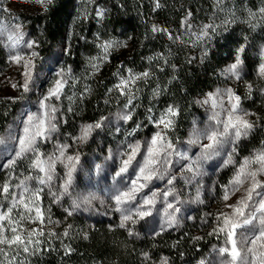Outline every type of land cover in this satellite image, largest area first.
<instances>
[{"label":"rangeland","instance_id":"374dc122","mask_svg":"<svg viewBox=\"0 0 264 264\" xmlns=\"http://www.w3.org/2000/svg\"><path fill=\"white\" fill-rule=\"evenodd\" d=\"M105 1L77 0L78 15L83 17V20H86L85 22L90 21L96 25L97 29L89 38L83 40L77 49L78 51L75 50L76 55L74 52L70 53V37H68L62 51H59L60 54L56 52L52 56L42 57L38 50V43L32 36V30L30 33L28 28L31 17L44 13L51 0H45L44 3H41L40 0H0V110L2 108L4 110L9 107H17L5 130H0V138L5 139V143L0 144V164H3L12 155L17 143L14 139H8L9 134L11 133L12 136L22 134L23 125L20 123L21 120L26 119L29 113H40L39 100L48 93L50 88L54 87L55 81L58 79L65 80L60 99L57 100L53 97L49 103L58 109L59 132L54 134L53 140L47 143L39 142V150L45 156L51 154L55 150L56 142L59 141L71 145L66 154L76 155L78 153L80 155V163L73 174L72 188L69 195H60L62 193L60 184L63 182L67 171L63 164H56L51 185H39L34 179L27 181L30 189H42L39 193L40 199L34 202L43 213V223L36 217L34 209L31 212L32 220L25 219L21 221L25 237H27L28 231L32 229L43 232V235L32 234V239H39L40 244L28 245L29 251L32 252L44 245L53 248V238H49L50 233L53 231L59 234L57 244L62 246L67 242L76 240V238L88 239L94 231L106 228L110 234L123 231L128 239H163L165 243H170V246L175 241L191 243L197 238L204 239V246L201 252L197 254L198 256L189 257L182 264H221L223 258L218 255L216 249L225 246L224 235L217 236L215 234L210 235V233L216 227L217 215L231 213L232 209L227 205H235L244 196L247 184L241 187L239 191L233 190L229 184L237 167L245 158L251 157L256 152L264 149V108L259 106L260 103L264 102V82L263 87H260L261 96L257 99L256 107L252 106V109H248L242 104L243 92H240L242 91L241 80L245 74L244 67L242 65L240 67L239 78L228 76L223 71L220 74V85L213 87L198 98L197 110L182 114L180 113L181 107L179 104L169 98L164 89H162V93L160 90L156 92V88H151L153 83L157 82V79L150 77L145 84L146 89L142 93L136 88L135 84H130L132 91L135 93V99H133L132 105L129 106L133 108L132 120L125 123L123 120L118 119L125 112L128 97L121 95V98H115L112 95L114 101L107 108L109 113L97 120L103 119V126L100 129H95L87 142L73 143L72 137L80 134L82 125L97 122L85 121L83 110V102L90 93L92 79H94L100 68L108 62L112 54L119 53L127 46V39L106 37L100 31L99 27L105 16ZM209 3L223 9L220 15L223 20L225 19L224 21H227L226 23L237 20L247 21L249 25H264V15L259 11L260 8L264 7V0H210ZM98 10L103 12L102 16L97 14ZM250 12L255 13V16H250ZM188 22L191 28L185 26V24L183 25V30L189 35L188 37L196 43L197 47L206 45L205 42L208 36L197 40V36L201 34L204 26L196 20ZM17 27L23 33L25 41H35L33 48H27L21 44L20 47L12 49V42L8 40V36L10 34L15 35ZM213 28H215V31L209 29V35L212 33L215 37L220 36V29L217 26ZM173 32L176 33L177 30L174 29ZM106 42H119V46L108 49L106 55L101 47ZM32 52H36L37 55L32 57ZM262 52H264V43L260 47L258 73L261 63H264ZM17 53L24 56L25 60L31 59L36 66V70L28 83L29 90L27 92L23 88L25 82L24 61L16 63L10 59L12 55ZM234 62L235 59L229 65ZM94 64L98 65V68H94ZM61 72H63V76L58 75ZM260 76L264 81V76ZM13 85L16 87H13ZM228 88H231L235 95L241 98L240 109L251 113L245 118L254 124V128L249 135L238 142L236 152L232 153L234 163L226 167L222 166L227 154L231 152V145H227L221 156L215 157L204 164V174L195 177L191 182L185 179V176H191V174L182 173L179 170V165H177L175 169L177 180L173 186L166 184V178L165 180H154L149 188L145 189V192L150 190L159 192L166 187H174V192L169 200H172L174 204H176V200H173V196L179 200L176 206L180 208V211L175 213L178 222L174 226L165 227V230L161 231V225L164 224L165 220L166 202L160 197L151 216L143 219L135 218V224L132 221H127L125 227H120L121 213L115 210L117 206L112 197L118 188L124 186L128 176L125 174L124 177H117L116 180H113V176L120 166L119 157L115 155L118 150L128 142L140 141L143 143L146 139H149L157 131V128L148 123V117L159 118L168 106L174 105L179 114L173 117L175 128L168 132V136L176 142L177 147L190 150V155L198 154V145L187 143L193 128L195 127L201 131L205 130L210 123L209 117L213 111L220 112V118L225 119L231 107L227 95L215 96L218 104L216 109H213L211 101L208 104H202L201 102L206 100L209 94L223 93ZM70 108L71 111H69ZM149 108L152 109L151 112L148 111ZM136 124H142V129L134 135L128 136V133ZM258 130H261L262 138L260 139L262 141L255 147L250 140V136ZM207 142V140L201 141V143ZM110 156L114 158L110 159ZM96 165L101 166L99 170ZM253 167H256V165H253ZM0 174V185L8 182L12 185L11 191L16 193L21 190L16 186L20 184L25 176L40 175L30 169V159L19 160L12 169L0 167ZM259 178L264 180V176ZM226 187L229 191L227 201L223 199ZM53 192L60 196L58 202L55 201L52 195ZM83 196H90V203L81 204L79 208L74 209L73 200ZM11 203L10 196L5 198L0 195V211H5L8 207H11ZM122 207H128V205ZM23 211V205H21L13 211V218L19 219L17 213ZM69 211L72 212L71 215L68 214ZM25 215L28 214L25 213ZM0 223L4 225V234L10 237L13 234L10 228L15 225H9L7 221ZM62 230L67 231L69 235L61 236L60 231ZM129 230H131L132 235H129ZM238 231L247 234L249 229L241 228ZM156 232H160V234L155 235ZM0 248H4L8 252L7 257L0 253V261H4L5 264H8L9 259L13 256L15 260H12L11 264H25L26 257L30 254V252L25 253L23 251V246L19 249L16 246L8 249L6 245H0ZM164 259L167 263L168 259L164 257L162 260Z\"/></svg>","mask_w":264,"mask_h":264},{"label":"trees","instance_id":"16d2710c","mask_svg":"<svg viewBox=\"0 0 264 264\" xmlns=\"http://www.w3.org/2000/svg\"><path fill=\"white\" fill-rule=\"evenodd\" d=\"M209 2L106 0L100 31L106 37L127 39V46L112 54L92 79L90 93L83 102L85 121H97L109 113L107 108L114 101L112 95L121 98L120 90L115 86L122 78L146 71L150 73L149 77L135 81L140 93L146 89L150 77L157 79L151 88H156V92L164 89L166 95L179 104L180 113L194 112L198 108V98L220 85V74L235 59L237 49L242 45L245 74L241 80V100L248 109L256 107L264 82L257 71L260 47L264 43V25H249L247 21L237 20L226 23L220 15L223 9ZM78 8L77 0H51L44 13L31 17L28 29L30 33L32 30L42 57L62 51L68 37L70 53L76 55L75 50L78 51L83 40L95 33L97 26L85 22L78 15ZM192 20L202 26H217L221 35L215 37L210 33L206 45L197 47L183 30V25ZM154 27L160 31L154 32ZM259 106L264 108V102ZM16 109L0 110L1 131L5 130ZM260 138L261 130L250 136L255 147L262 141ZM60 232L63 236L67 231ZM51 233H54L49 235L53 238V248L44 245L29 251L25 264H162L164 257L168 259L166 264H182L189 257H197L204 246V239L191 243L175 241L170 246L163 239H128L123 231L110 234L106 228L94 231L88 239L76 238L58 246L59 234L56 231Z\"/></svg>","mask_w":264,"mask_h":264},{"label":"snow or ice","instance_id":"6c2138e0","mask_svg":"<svg viewBox=\"0 0 264 264\" xmlns=\"http://www.w3.org/2000/svg\"><path fill=\"white\" fill-rule=\"evenodd\" d=\"M40 2L44 3L45 0H40ZM157 7H159L158 3ZM259 11L264 15V7L260 8ZM97 14L102 16L103 12L98 10ZM188 15L191 16V12ZM250 16H255V13L250 12ZM187 27L191 28V25L187 24ZM210 28L215 31L212 26L205 25L201 30V34L197 36V40L207 37ZM153 31H160V29L154 27ZM8 40L12 42V49L20 47L21 44L27 48L35 46V41L24 40L23 33L19 31V27H17L15 35L10 34L8 36ZM118 46L119 42H106L101 47L107 55L108 49ZM243 52L244 46L242 45L237 49L235 62L224 70L225 74L239 78L242 65L241 54ZM36 55V52L31 53L32 57ZM10 59L16 63L24 61L25 82L23 88L27 92L29 90L28 83L36 70L35 64L31 59L25 60L24 56L19 53L12 55ZM262 59H264V52H262ZM93 67L98 68V65L94 64ZM259 73L264 76V63H261ZM58 75L63 76L64 74L61 72ZM149 76L150 73L147 71L140 74L132 73L127 78H122L120 83L115 86L120 90L121 95L128 97L125 112L118 119L123 120L125 123L132 120L133 108L129 106L132 105L133 99H135V93L132 91L130 84L134 85L137 79ZM64 83V79L56 80L54 87L50 88L48 93L39 100L40 113H29L26 119L21 120L20 123L23 125L22 134L15 136H12L11 133L9 134L8 139H14L17 143L12 155L3 164H0V167L12 169L19 160L30 159V169L40 175L25 176L20 181V184L16 186L21 189L18 193L11 191L12 185L8 182L0 185V195L5 198L10 196L12 202L11 207H8L5 211H0V222L7 221L9 225H15L10 228L13 234L9 237L4 234V225L0 223V245H6L8 249L13 248V246L19 249L23 246V251L28 253V245L40 244L39 239H32V234L43 235L42 231L38 232L36 229L29 230L27 237L23 235L24 229L21 221L25 219L32 220L31 212L33 209L36 212V217L43 223V213L34 202L40 199L39 193L42 189H30L27 181L34 179L39 185H51L56 164L60 163L67 169L65 178L60 184L62 189L60 195L70 194L73 174L80 163V155L78 153L76 155L66 154L71 145L59 141L55 144V150L46 156L40 152L38 146L41 141L47 143L53 140L54 134L59 132L58 109L49 102L53 97L57 100L60 99ZM13 87L16 86L13 85ZM109 91H112V89ZM218 95H227L231 105L230 110L227 112L225 119L220 118V112L213 111L209 117L210 123L203 131L193 128L187 143L189 145H198V154L190 155V150L177 147L176 142L168 136V132L175 128L173 117L179 114L174 105L168 106L159 118L148 117V123L157 128V131L149 139H146L143 143L140 141L128 142L115 154L119 157L120 166L118 171L115 172L113 180H116L117 177H124L125 174L128 176L124 186L118 188L112 197L117 206L115 210L121 213L120 227H125V222L127 221H132L135 224V218L143 219L151 216L160 197L166 202L165 220L164 224L161 225V231H164L165 227H172L178 222L175 213L180 211V208L176 206L179 200L174 196L173 200H176V204L169 200V197L174 192V187H166L159 192L156 190L145 192V189H148L154 180H165L166 178V184L173 186L177 180L175 174L177 165H179V170L182 173L191 174V176H185L186 181L191 182L195 177L204 174V164L215 157L221 156L227 145H231V152L227 154L222 166L226 167L234 163L232 153L236 152L238 142L249 135L254 128V124L245 118L251 113L240 109L241 98L236 96L231 88L226 89L223 93L209 94V97L201 103L208 104L211 101L213 109H216L218 104L215 96ZM71 110L70 108L69 111ZM148 111L151 112L152 109L149 108ZM102 126L103 119L94 124L82 125L80 134L72 137L73 143L87 142L92 132ZM142 127V124H136L128 133V136L134 135ZM202 140H207L208 142L201 143ZM3 143H5V139L0 138V144ZM109 158L114 157L110 156ZM253 165H256V167H253ZM100 167V165H96L98 170ZM261 176H264V149L256 152L251 157L245 158L237 167L232 180L229 182L231 188L235 191H239L245 184H247V187L244 190V196L235 205H227L232 209L231 213H220L217 215L216 227L210 233V235H224L225 246L216 249L218 255L223 258L221 264H264V180L259 178ZM52 195L55 201L58 202L60 196L55 192ZM223 199L225 201L229 199L227 187L225 188ZM90 200V196L74 199L73 208H79L81 204H88ZM21 205H23L24 211L17 213L19 219L13 218V211ZM124 205H128V207H122ZM25 213L28 215H25ZM68 214L71 215L72 212L69 211ZM241 228H248L249 232L247 234L241 233L238 231ZM159 234L160 232L155 233V235ZM50 235H54V233H50ZM65 235H67V232ZM129 235H132L131 230H129ZM0 253L5 257L8 256V252L4 248H0ZM145 257L147 258V254H145ZM12 260H15L14 256L9 259L8 264H11ZM0 264H5V262L0 261ZM162 264H166V259L162 260Z\"/></svg>","mask_w":264,"mask_h":264}]
</instances>
